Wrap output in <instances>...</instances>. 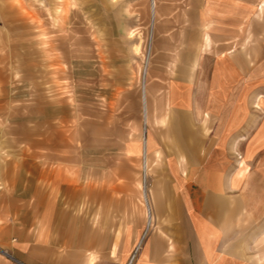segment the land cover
<instances>
[{"label": "crops", "instance_id": "1", "mask_svg": "<svg viewBox=\"0 0 264 264\" xmlns=\"http://www.w3.org/2000/svg\"><path fill=\"white\" fill-rule=\"evenodd\" d=\"M126 1L153 21L143 87L122 111L137 132L111 143L89 124L82 155L62 131L29 138L18 170L2 148L0 264H95L96 251L124 264L136 244L132 264H264V0ZM100 130L119 156L102 154L96 182L79 163L99 162ZM140 170L150 187L128 185Z\"/></svg>", "mask_w": 264, "mask_h": 264}, {"label": "rangeland", "instance_id": "2", "mask_svg": "<svg viewBox=\"0 0 264 264\" xmlns=\"http://www.w3.org/2000/svg\"><path fill=\"white\" fill-rule=\"evenodd\" d=\"M1 6L8 16L0 18V150L13 151L16 170L22 164L23 145L29 138L44 134L55 137V132L62 131L72 150L82 155L89 124L95 130L105 126L110 131L106 139L111 143L119 141V128L137 132L130 115L122 111L134 88L140 92L143 87L154 40L153 21L150 16H140L139 3L26 0ZM103 137L101 130L93 137L99 162L92 164L85 157L79 163L83 171H94L89 176L96 182L101 181V171L106 167L102 154L111 158L112 165L119 156L113 144L110 151H103ZM12 144L13 148L8 147ZM262 150H256L255 155H264ZM67 154L64 147L63 155ZM152 181L140 170L128 185L150 187ZM127 197L132 205L140 203L145 210L143 199ZM127 213L132 219L133 212ZM100 215V210L96 211L95 218ZM95 255V264L118 262L97 251Z\"/></svg>", "mask_w": 264, "mask_h": 264}, {"label": "built area", "instance_id": "3", "mask_svg": "<svg viewBox=\"0 0 264 264\" xmlns=\"http://www.w3.org/2000/svg\"><path fill=\"white\" fill-rule=\"evenodd\" d=\"M132 258H133V257L130 258V260H129V262H128L127 264L131 263ZM12 259H13V261H14V264H25V263H23V262H21V261L15 259V258H12Z\"/></svg>", "mask_w": 264, "mask_h": 264}, {"label": "bare ground", "instance_id": "4", "mask_svg": "<svg viewBox=\"0 0 264 264\" xmlns=\"http://www.w3.org/2000/svg\"><path fill=\"white\" fill-rule=\"evenodd\" d=\"M150 217V216H149Z\"/></svg>", "mask_w": 264, "mask_h": 264}]
</instances>
